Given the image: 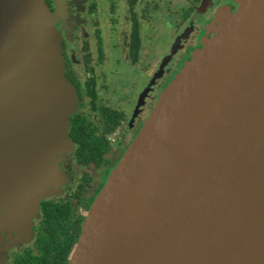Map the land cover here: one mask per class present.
Wrapping results in <instances>:
<instances>
[{"label":"water","instance_id":"1","mask_svg":"<svg viewBox=\"0 0 264 264\" xmlns=\"http://www.w3.org/2000/svg\"><path fill=\"white\" fill-rule=\"evenodd\" d=\"M54 2L0 0V264L16 244L5 233L28 237L76 147L79 99L57 27L69 11ZM235 2L162 90L69 264H264V0Z\"/></svg>","mask_w":264,"mask_h":264},{"label":"flooded vegetation","instance_id":"2","mask_svg":"<svg viewBox=\"0 0 264 264\" xmlns=\"http://www.w3.org/2000/svg\"><path fill=\"white\" fill-rule=\"evenodd\" d=\"M48 1L54 9L53 0ZM66 1L69 11L66 22L69 21V24L60 22L57 27L62 29L64 35L66 74L75 85L79 99V109L71 118L81 115L91 121L93 127L102 131L108 141L109 149L100 164H84V167L75 162V151L72 153V167L65 186L41 201L37 214L28 228L30 233L28 237L23 229H14L10 234L5 233L6 241H10V238L16 241V244L8 249L6 264H51L52 261L61 263L60 254L64 253V247L67 249L71 246L72 243H68V240L76 236L80 226L79 234H81L83 222L92 203L107 181L99 187L97 175L95 176L99 172L96 170L101 171L102 175L106 174L112 163L118 162L133 140L130 132L140 119L144 123L155 105L151 104L145 108L146 99L150 96H159L168 85V83L162 85L161 81H167L179 65L187 61L188 55H192L197 47L202 46L203 39L213 35L211 26L216 23L218 10L221 7H229L234 11L238 6L235 0ZM159 26L165 32L162 29L158 31ZM161 32L168 35L169 40L168 49L162 47L166 52L162 54L161 61L171 53L173 46L177 45V51L161 77L149 87L144 104L136 111L139 95L149 86L162 63L160 61L157 71H151L152 57H149V63L141 72V76L146 75L148 78L146 81L140 78L139 82L143 81V84L138 83L134 89L135 101L131 111H128L124 106V96L119 93L124 85L123 76L119 77L117 67L119 65L121 68L136 67L147 60L144 51L149 52L156 48V35L157 33L161 35ZM180 51L183 55L173 62ZM190 58L191 56L188 60ZM106 67L109 69L107 70ZM144 86L146 87L143 90ZM116 119L119 121L114 130L108 132L106 127L112 125ZM61 165L65 166L64 163ZM86 171L95 177L83 190L82 177ZM109 173L104 179H107ZM52 212L61 216L64 222L68 217L66 224H70L71 227L69 234L61 237L62 247L50 252L49 235L53 233H51L52 229L47 227V219ZM77 243L75 247L72 246L68 264Z\"/></svg>","mask_w":264,"mask_h":264},{"label":"trees","instance_id":"3","mask_svg":"<svg viewBox=\"0 0 264 264\" xmlns=\"http://www.w3.org/2000/svg\"><path fill=\"white\" fill-rule=\"evenodd\" d=\"M118 121L119 119H116L112 125L106 127V130L108 132H112ZM71 124L72 129L70 131V136L74 140L75 144H77L74 150L75 162L82 165L83 167L84 164H100L105 158L104 155L107 149H109L108 141L106 140V138H104L102 131L97 127H93V123L87 118L81 117V115H76L71 118ZM116 163L117 162L112 163V166L107 170L106 174L111 171L112 167H114ZM82 179L84 182L82 186L84 190L87 188L86 185L92 181L93 176H91L90 173L86 171ZM60 217L55 212H52L49 214L47 219V227L51 228V233H53V235H49L50 252L53 251V249H60L59 247H62L63 241L61 240V237L66 236L70 231V224H66V221H68V217L65 222ZM80 228L81 226L76 231V236L68 240V243H72L71 246L67 249H65L64 247V253L60 254V257L62 259L61 263L58 261H52L51 264H68L70 253L73 250L72 246L75 247L76 243L78 242ZM50 259L52 260V257Z\"/></svg>","mask_w":264,"mask_h":264},{"label":"rangeland","instance_id":"4","mask_svg":"<svg viewBox=\"0 0 264 264\" xmlns=\"http://www.w3.org/2000/svg\"><path fill=\"white\" fill-rule=\"evenodd\" d=\"M46 2H47V4H48V6L50 7V9L53 11L54 9H55V7H56V5H55V2H54V0L52 1L53 3V5L55 6L54 7V9L51 7V5L49 4V1L48 0H46ZM67 6H68V3H67ZM172 12L173 13H175L173 10H172ZM69 22V21H68ZM68 22H64L65 24H69ZM158 24V23H157ZM173 25H174V23H173ZM161 29L163 30V28L161 27V26H159V28L157 29L158 31H161ZM62 30V29H61ZM164 31V30H163ZM165 32V31H164ZM164 32H161V35L160 34H158L157 33V35H156V40H155V44H156V48H154V50L152 49V50H149V52H147L146 50L144 51V57L146 56L147 57V60H145V61H143V62H141V63H139L136 67L135 66H131V67H123V68H121L120 67V65L117 67L118 68V71H119V77L121 78L122 76H123V85H124V87H123V89H122V91L121 92H119L120 94H122V96H124V101H125V103H124V106L127 108V110L128 111H131V108H132V106H133V104H134V101H135V94H134V89L136 88V86H137V84L139 83L140 85H142L143 84V81H146L147 80V76L146 75H143V76H141V72L144 70V67L149 63V57H152V61H151V65H150V70L152 71V70H155V71H157V69H158V67H159V65H160V63L162 62L161 61V59H162V54L163 53H165L166 52V49H162V47L163 48H167L168 49V45H167V42H169V40H168V35H166V34H162V33H164ZM167 33V32H166ZM62 34V36H63V38H64V35H63V33H61ZM160 35V36H159ZM161 46V47H160ZM64 51H65V49H64ZM65 55V54H64ZM183 54H182V51H180V53H178L177 54V56H176V58L174 59V61L173 62H175L176 60H178L179 58H180V56H182ZM191 55H188V57H187V60H188V58L190 57ZM65 62H66V66H67V58H66V56H65ZM183 60V59H182ZM181 60V61H182ZM161 61V62H160ZM186 61V60H185ZM184 63V62H183ZM183 63L181 64V65H179V68H177L176 69V71H175V73L169 78V79H167V81H161V84L162 85H166L167 83H169L174 77H175V75L180 71V69L183 67ZM67 68V67H66ZM66 68H65V72H66ZM103 68V67H102ZM106 69L108 70L109 69V67H106ZM110 71H112L111 70V68H110ZM123 71V72H122ZM154 71V72H155ZM146 73V72H145ZM147 74V73H146ZM67 75V74H66ZM169 75H171V73L169 74ZM115 76H116V74H115ZM101 77V76H100ZM111 77V76H110ZM142 77V83L141 82H139ZM145 87L146 86H144L143 87V90L145 89ZM142 90V91H143ZM145 90H147V88L145 89ZM145 90L142 92V94L145 92ZM133 94H134V97H133ZM141 94V93H140ZM141 94V95H142ZM141 95H139V97L141 96ZM160 96V95H159ZM159 96H157V95H155V96H150V97H148L147 99H146V104H145V108H146V106H148V105H151V104H156V102H157V100H158V98H159ZM138 101H139V99H138ZM138 103V102H137ZM155 106V105H154ZM78 109H79V107H78ZM99 123H100V121H98ZM142 124H143V121L140 119L138 122H137V124H136V126L132 129V131L130 132V135L131 136H133V139H134V137L138 134V132H139V130H140V128L142 127ZM128 148V147H127ZM126 151V150H125ZM122 157V156H121ZM72 158V157H71ZM61 163H64V165L65 166H67V164H68V162L67 161H62ZM62 166V165H61ZM65 166H62V168H63V170L64 171H66V172H68L69 170H68V167H65ZM71 167H72V164L70 165ZM71 167H69L70 169H71ZM114 169V168H113ZM112 169V170H113ZM112 170L110 171V173L112 172ZM96 172H99V173H97V174H95V176L97 175V179H98V182H97V184H98V186L100 187V185L102 186V184H104V182L107 180V179H104L105 178V176H106V174L105 173H103V175H102V173H101V171H99L98 169L96 170ZM110 173H109V175H110ZM109 175H108V177H109ZM94 176V177H95ZM104 176V177H103ZM94 177H93V179H94ZM107 177V178H108ZM93 179H92V181H93ZM66 182H67V180H63L62 182H60L58 185H59V187L60 188H62L63 186H65V184H66ZM92 183V182H91ZM106 183V182H105ZM52 185H54V183L52 184ZM51 187V186H50ZM56 191V190H55ZM58 191V190H57ZM36 216V215H35ZM35 218V217H34ZM34 218H33V220H34Z\"/></svg>","mask_w":264,"mask_h":264},{"label":"clouds","instance_id":"5","mask_svg":"<svg viewBox=\"0 0 264 264\" xmlns=\"http://www.w3.org/2000/svg\"><path fill=\"white\" fill-rule=\"evenodd\" d=\"M134 138H135V137H134ZM132 141H133V140H132ZM119 160H120V159H119ZM119 160H118V161H119ZM117 163H118V162H117ZM117 163H116V164H117ZM115 166H116V165H115ZM115 166H114V167H115Z\"/></svg>","mask_w":264,"mask_h":264}]
</instances>
